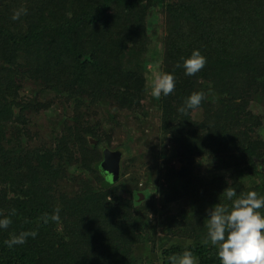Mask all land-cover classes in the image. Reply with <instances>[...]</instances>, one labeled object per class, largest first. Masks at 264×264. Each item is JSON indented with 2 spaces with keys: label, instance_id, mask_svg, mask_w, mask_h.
Returning <instances> with one entry per match:
<instances>
[{
  "label": "trees",
  "instance_id": "trees-1",
  "mask_svg": "<svg viewBox=\"0 0 264 264\" xmlns=\"http://www.w3.org/2000/svg\"><path fill=\"white\" fill-rule=\"evenodd\" d=\"M154 7L166 14L163 72L176 81L175 90L159 99L162 122L181 144L179 166L164 173L172 183L171 195L162 199L189 200L186 209L169 219L167 231L176 227L171 234L178 242L162 250V264L185 249L199 264H220L217 247L204 243L208 210L219 202L231 203L222 195L229 182L238 195L256 191L264 196V139H252L250 133L258 121L251 94L264 91V0H0V212L6 216L16 210L10 227L0 229V264H133L127 258L149 242L148 213H131L142 202L140 194L120 195L121 185L102 167L108 150L101 144L105 126L80 121L82 109L100 102L129 111L142 105L146 77L124 68L114 55L121 46L146 44V20ZM20 8L26 15L13 20ZM194 50L207 63L188 76L183 60ZM22 74L63 87L72 96L75 122L64 126L50 149L15 147L17 141L8 136L10 129L22 136L18 127L27 126L26 110L48 107L18 99L15 78ZM202 79L221 95L219 105L209 88L190 86ZM200 91L206 96L200 106L206 114L196 121L192 110L182 114L178 109ZM239 150L243 163L235 157ZM204 160L211 163V178L202 169ZM74 162L102 186L87 183L74 195L56 196L59 179ZM241 164L245 169L240 171L260 180L257 188L243 190L228 180L231 167ZM150 191L143 190L146 198ZM57 208L59 223L40 220ZM33 230L38 235L23 245L5 244L11 234Z\"/></svg>",
  "mask_w": 264,
  "mask_h": 264
},
{
  "label": "rangeland",
  "instance_id": "rangeland-1",
  "mask_svg": "<svg viewBox=\"0 0 264 264\" xmlns=\"http://www.w3.org/2000/svg\"><path fill=\"white\" fill-rule=\"evenodd\" d=\"M148 0H142L146 3ZM168 1V0H166ZM146 26L148 36L143 45L121 46L114 55L121 59V65L128 70L137 71L146 77V93L142 105L135 111L119 109L112 103H102L90 109H82L84 119L90 121L91 125L105 126L107 134L103 133L102 145L109 151H119L121 153L119 178L115 183L121 185L118 190L120 195L131 197L132 192L140 194L139 204H135L131 210L132 215L148 213L150 222V233L145 244H141L134 253L135 256L127 258L133 264H162L161 254L165 247L178 242V239L171 234L175 231H167L170 226L169 219L174 214H179L188 206L189 200L186 197L178 198L172 202L162 199L171 195L172 183L164 177L166 169L181 162V144L179 138L168 133V128L162 122V110L159 99L151 96V83L154 75L163 72V50L166 39V14L160 7H154L148 14ZM23 68V67H22ZM20 68V69H22ZM25 68L20 70L24 72ZM17 87L15 95L23 102H33L40 106L48 104L47 108L39 110H26L25 120L27 126L20 125L19 133L22 136L14 135L13 129L8 131V136L16 142L15 147L20 145L26 150L50 149L54 147L56 137L63 132L66 124L74 123V108L72 96L63 87L47 86L43 81L31 79L28 74H22L15 78ZM190 86L211 87L208 80L202 79L193 82ZM239 84L235 82L234 89ZM189 87V85H188ZM213 96L216 105H219L221 95L214 90L208 93ZM107 102V101H105ZM251 110L258 121L252 123L250 130L252 139H264V91L253 92L250 101ZM18 112V109H17ZM202 108L192 110L190 117L199 121L205 115ZM255 117V118H256ZM88 123V122H86ZM27 127V128H26ZM95 127V126H94ZM96 128V127H95ZM12 135H11V134ZM92 141L94 138H92ZM96 143V142H95ZM10 147V146H7ZM235 157L238 163H243V151L239 150ZM72 166L59 179L56 185V196L60 193L74 195L81 192L87 183H91L96 188L102 186L93 173L78 168V162ZM209 161L204 160L202 169L208 172L211 167ZM245 164L232 166L227 173L228 180L235 181L237 187L243 190L256 187L260 181L257 177L251 176L245 169ZM240 166V167H239ZM207 172L205 173L207 176ZM213 177L214 172L210 174ZM151 185L150 187H148ZM149 188L151 191L147 198L143 190ZM153 192V193H152Z\"/></svg>",
  "mask_w": 264,
  "mask_h": 264
},
{
  "label": "clouds",
  "instance_id": "clouds-1",
  "mask_svg": "<svg viewBox=\"0 0 264 264\" xmlns=\"http://www.w3.org/2000/svg\"><path fill=\"white\" fill-rule=\"evenodd\" d=\"M27 10L20 8L14 11L12 19L18 20L21 15H26ZM207 59L199 50H194L190 57L183 60L185 74L193 76L200 72L206 65ZM177 67H180L178 64ZM175 77L171 73L158 72L151 83L150 94L155 99L168 96L175 90ZM206 98L203 91L193 92L178 109L182 114L189 110L199 109ZM229 186L222 195L231 203H218L208 210L206 223L208 239L217 247V256L220 264H264V196L256 191L237 194L234 187ZM111 200V197H109ZM60 209H55L52 215L44 213L40 220L44 224L49 221L60 222ZM16 215V210L11 209L8 215L0 212V229H8L12 224L11 216ZM37 231H22L19 234H11L5 244L12 248L15 245H23L28 237L35 238ZM167 264H199L198 258L191 250L167 257Z\"/></svg>",
  "mask_w": 264,
  "mask_h": 264
},
{
  "label": "water",
  "instance_id": "water-1",
  "mask_svg": "<svg viewBox=\"0 0 264 264\" xmlns=\"http://www.w3.org/2000/svg\"><path fill=\"white\" fill-rule=\"evenodd\" d=\"M105 153L102 167L112 181H116L119 178L121 153L119 151L109 150H106Z\"/></svg>",
  "mask_w": 264,
  "mask_h": 264
}]
</instances>
